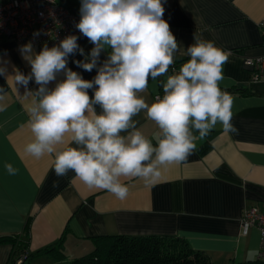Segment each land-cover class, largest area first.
Listing matches in <instances>:
<instances>
[{
    "label": "crops",
    "instance_id": "0c3cea01",
    "mask_svg": "<svg viewBox=\"0 0 264 264\" xmlns=\"http://www.w3.org/2000/svg\"><path fill=\"white\" fill-rule=\"evenodd\" d=\"M5 0H0V2ZM69 7H81V0H59ZM163 19L175 36L179 49L170 72L150 79L140 93L150 105L167 76L179 71L190 57L186 48L194 36L212 41L228 55L223 65L222 90L242 89L233 97L232 121L237 129L225 133L218 123L186 160L161 170L154 184L139 178H122L128 194L119 199L110 192L88 188L74 174L57 176L54 155L37 159L25 152L34 137L27 111L36 98L15 85L12 76L18 70L30 74L31 66L23 58L21 47L28 43H0V236H19L27 242V254L20 264H66L94 249L92 238L101 236H159L178 238L194 251L202 252L213 264L243 263L256 259L259 233L251 228L241 235L240 216L251 206L264 211V83L250 82V70L244 57L264 55V0H162ZM77 51L68 57L67 67L83 79L91 72L75 61H84L93 44L82 34ZM33 48V47H32ZM33 51L38 53L34 48ZM111 51L101 53L98 66ZM65 79L64 73L56 81ZM39 86L30 81L28 90ZM89 95L93 90H88ZM99 113L101 109L96 106ZM136 128L156 146L161 138L157 125L146 112L133 117ZM127 135V133H121ZM198 136V133H194ZM68 144L58 146L63 148ZM71 146H75L74 144ZM206 150L202 153L200 149ZM5 163L18 169L9 175ZM26 225L28 234H24ZM61 242V260L53 254L37 252ZM11 244H0V264H8Z\"/></svg>",
    "mask_w": 264,
    "mask_h": 264
},
{
    "label": "clouds",
    "instance_id": "9594fccd",
    "mask_svg": "<svg viewBox=\"0 0 264 264\" xmlns=\"http://www.w3.org/2000/svg\"><path fill=\"white\" fill-rule=\"evenodd\" d=\"M164 12L162 0H81L76 28L93 48L84 61L75 63L85 71L97 69L92 80L67 67L70 55H84L75 35L51 48L45 45L38 53L31 43L21 47L31 72L17 70L12 77L15 85L36 97L27 109L34 137L25 146L27 154L37 159L54 155L57 176L72 171L88 188L122 200L128 194L122 178L154 184L163 168L186 160L196 149L195 141L203 140L218 123L225 133L237 131L231 123L233 97L220 87L228 55L212 41L194 36L195 42L186 48L190 59L162 82V98L157 96L149 105L140 95L149 79L168 73L179 49ZM106 48L111 51L98 66ZM61 72L65 79L50 89ZM32 80L39 86L35 91L27 88ZM141 112L161 132L156 146L136 128L133 117ZM65 144L69 146L58 148ZM4 167L9 175L18 172L11 163Z\"/></svg>",
    "mask_w": 264,
    "mask_h": 264
},
{
    "label": "built area",
    "instance_id": "2783aa9c",
    "mask_svg": "<svg viewBox=\"0 0 264 264\" xmlns=\"http://www.w3.org/2000/svg\"><path fill=\"white\" fill-rule=\"evenodd\" d=\"M80 13L59 0H5L0 2V43H31L39 52L45 45L51 48L70 35L81 33L76 28ZM264 32V19L259 23ZM244 65L250 70V82L264 83V55L244 57ZM164 93L154 95L162 98ZM241 235L251 228L259 233L256 260L264 262V211L255 206L245 208L240 216ZM24 257L17 260V264Z\"/></svg>",
    "mask_w": 264,
    "mask_h": 264
},
{
    "label": "trees",
    "instance_id": "16d2710c",
    "mask_svg": "<svg viewBox=\"0 0 264 264\" xmlns=\"http://www.w3.org/2000/svg\"><path fill=\"white\" fill-rule=\"evenodd\" d=\"M80 13V8L70 7ZM178 63L170 66V72ZM161 83V76L157 78ZM150 80V79H149ZM163 93L162 85H160ZM228 93L245 94L246 90L228 89ZM205 148L200 149L204 152ZM24 234H28L26 225ZM94 249L89 254L76 258L66 264H213L202 252L194 251L181 239L159 236H101L92 238ZM0 244H11L12 250L8 264H17V260L24 257V261L31 255L27 254V242L19 236H0ZM179 247V248H178ZM61 242H57L39 252V254H53L61 260ZM230 264H264L253 260L243 263Z\"/></svg>",
    "mask_w": 264,
    "mask_h": 264
},
{
    "label": "rangeland",
    "instance_id": "374dc122",
    "mask_svg": "<svg viewBox=\"0 0 264 264\" xmlns=\"http://www.w3.org/2000/svg\"><path fill=\"white\" fill-rule=\"evenodd\" d=\"M179 248V247H178Z\"/></svg>",
    "mask_w": 264,
    "mask_h": 264
}]
</instances>
